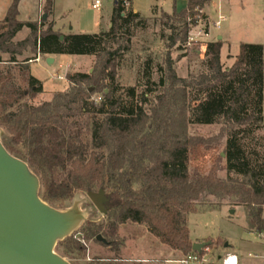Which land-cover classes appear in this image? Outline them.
<instances>
[{"label": "trees", "instance_id": "16d2710c", "mask_svg": "<svg viewBox=\"0 0 264 264\" xmlns=\"http://www.w3.org/2000/svg\"><path fill=\"white\" fill-rule=\"evenodd\" d=\"M20 1H12L0 22V126L10 138L3 143L38 175L44 200L62 202L78 192L106 191L108 222H87L81 228L84 239L102 235L105 245H114L108 239L116 236L120 225L132 222L145 225L160 243L186 256L195 252L187 217L198 212L206 194L235 199L245 207L249 226L264 231V155L250 159L240 138L245 127L264 126V45L242 42L233 65L226 68L223 41L205 42L206 69L188 77L178 76L175 61L168 56L160 82H150L162 90L147 108L145 94L135 100L136 89L129 87L130 100H126L118 94L117 82L118 63L131 39L128 26L145 21L144 16L118 0L108 31L65 35L48 21L54 0H45L47 18L41 22L20 21ZM210 2L189 0L182 11L163 12L177 17L170 28L182 34L172 37V45L186 42L191 27L207 18L196 8ZM24 27L30 34L15 42ZM28 48L43 55H94L96 63L92 72L68 73L67 91L29 104L24 99L40 92L42 83L28 73L26 64L20 68L28 73L29 87L23 88L14 67L19 64L16 55ZM3 53H9L10 59L4 61ZM94 95H101V100ZM221 122L231 126L225 168L241 178H219L216 166L208 174L194 176L188 126ZM14 146L21 152L16 153ZM206 241L212 244L197 252L200 256L220 242ZM64 249L81 253L86 248L69 237L57 245L63 256Z\"/></svg>", "mask_w": 264, "mask_h": 264}, {"label": "rangeland", "instance_id": "374dc122", "mask_svg": "<svg viewBox=\"0 0 264 264\" xmlns=\"http://www.w3.org/2000/svg\"><path fill=\"white\" fill-rule=\"evenodd\" d=\"M11 1L0 0V22L5 18ZM42 1L25 0L21 8V14L18 17L19 20L35 19L39 8L38 4ZM237 1L231 0V4L234 5L232 8L234 13L223 24L229 29L230 33V45L222 51V62L226 68L233 65L234 58L240 53L242 42L253 43L264 40L252 36L251 23L248 27L242 26L244 18L249 22V19L254 18V16L251 17L248 12L244 16L236 13ZM188 2L189 0H135V6L146 17H144L145 21L138 22L136 20L128 26L131 35L130 42L127 44L129 48L122 51V57H120L117 67V82L121 86L118 94H122L126 100H130L126 90L129 87H135V100H141V96L145 94L148 99L145 106L149 108L153 105L156 95L162 89L151 86L150 82H160L161 77L164 76L162 68L168 56L174 59L175 70L180 77L198 75L206 69L204 43L218 40L216 33H212L211 37L207 36L206 33H211V27L218 29L214 23L219 19V5L222 4V1L211 0L201 11L207 18H200L198 24L191 27L184 44L178 41L176 45H172V37H181L182 34L175 33L170 28L176 22L177 17L164 16L163 12H170L171 15L174 10L182 11L187 7ZM106 4L105 6L110 8L112 2ZM154 5H158V7L152 10ZM54 6L58 26L62 28L64 25L66 32L93 33L98 31L97 21L100 19L102 11L94 10L91 7V0H54ZM258 6L264 8V3H260ZM129 8L130 5L126 6L127 10ZM196 10L200 11V8H196ZM202 13L200 14L202 15ZM43 14L42 9L37 19L38 22H41ZM50 20L53 21L52 15L48 17V21ZM25 34V31L19 32L14 41L24 40L30 34V31L26 36ZM257 35H264V30L259 31ZM36 55L38 56V53L35 54L31 48H28L22 54L16 55L19 64L14 65L17 81L23 88L29 87L28 73H32L43 82L40 92L24 99L27 103L34 105L50 100L57 92L67 91L70 88V83L66 77L67 72H92L96 63L94 55H64L57 58L55 64H48L47 59L41 56L39 62H30V60L35 59ZM10 57L9 53L2 54L4 61L9 60ZM28 59L29 61L25 63ZM26 64L29 65L28 73L20 68L26 66ZM57 75H63L64 79H58ZM150 88L154 91H150ZM93 98L99 101L102 96L94 95ZM0 128L3 141L4 139L10 140L5 130L1 126ZM230 128V124L225 122L212 125L190 124L188 126V135L191 142H193L190 150L191 174L194 176L208 174L216 166V175L219 178L226 179L228 176L241 178L239 175L227 171L225 168L226 159L222 155V153H225ZM254 128L245 127L240 134L241 145L252 160L258 157L257 154L259 156L264 155V126ZM14 150L16 153L21 152L19 146H14ZM76 200L80 209L84 211L86 219L67 238L80 240L86 249L81 253L77 251L67 252L64 249V257L71 264H172L167 262L166 253V250L172 249L160 243L145 225L132 222L120 225L116 236L108 239L113 240L114 245H105L95 238L84 239L81 228L87 222L104 225L108 222L107 214L99 211L89 200L88 192L75 193L62 202L45 201L58 209L64 210L71 208ZM198 205V212L190 213L188 215L189 219L187 217L193 237L210 235V237L220 241L217 245L220 252L228 250L233 245L238 253L246 258L248 264H264V239L256 235L259 233L256 228L249 226L247 211L243 205L237 203L233 198H218L213 194H206ZM232 210H234L233 213ZM226 243L229 244L228 247H225ZM211 248H214V246H211ZM213 250V255L219 252ZM56 251L63 256L62 252L57 250V246ZM178 252L182 257L184 256L182 252ZM250 254H258V256L252 257ZM199 263L191 262L190 264Z\"/></svg>", "mask_w": 264, "mask_h": 264}, {"label": "water", "instance_id": "95a60500", "mask_svg": "<svg viewBox=\"0 0 264 264\" xmlns=\"http://www.w3.org/2000/svg\"><path fill=\"white\" fill-rule=\"evenodd\" d=\"M47 62L52 64L54 58ZM40 187L38 175L6 148L0 128V264H71L56 246L82 225L85 213L77 200L64 210L50 205L41 197ZM88 198L107 214L109 198L104 189L89 191ZM97 240L107 243L102 235ZM211 244L193 242L192 249L201 253Z\"/></svg>", "mask_w": 264, "mask_h": 264}, {"label": "crops", "instance_id": "0c3cea01", "mask_svg": "<svg viewBox=\"0 0 264 264\" xmlns=\"http://www.w3.org/2000/svg\"><path fill=\"white\" fill-rule=\"evenodd\" d=\"M12 1H11L10 5L12 4ZM24 1L25 0H21L20 1V4H19V16L21 14V8H22V5H23ZM221 1H222V4L219 5V12H220L219 13V19L217 20V21H220V24L218 26H216L218 29H214L213 27H211V33H209L208 36L211 37L212 33H216L217 39L220 37L221 40L223 41V47H222V51H223V49L226 48V46L230 45L229 29L226 26H224L223 24H224L225 21H228L232 17V14L234 13L232 8L234 7V5L231 4V0H221ZM44 3L45 2L43 0L42 3L38 4L39 8H38V12H37V17L35 19H33V20H31V19L30 20H20V21H23V22L33 21V22H36L38 17H39V15H40V13L42 12V9H43L42 7L44 6ZM260 3L261 4L264 3V0H259V1H257V0H249V1L248 0H238L237 4H236L237 5L236 13L242 14V16H244L245 13L248 12V14L251 17L254 16V18L252 17L251 19H249V22L246 21V19L244 18L243 22H242V26L248 27L250 25V23H251L250 28H252L251 29L252 32H253L252 36H254L255 38L264 39V35H257L259 31H263L264 30V8L258 6V4H260ZM10 5H9V7H10ZM9 7H8V9H9ZM155 7H158V5H154L152 7V10ZM130 8L135 13H139L141 16H143L142 13L139 11V9L135 6V0H131L130 1ZM8 9H7V11H8ZM100 11H102V13H101L100 19L97 21V26H98L99 29H98L97 32H93V33H99L101 31H108L111 28V26H112L111 19H112V14H113V3L111 4L110 8H108V6H105V8L103 10H100ZM53 13L54 14L52 15V19L54 21V27H53L54 30L62 32L65 35L73 33V32H66L64 25L62 26V28H60L58 26V22L55 19V6H54ZM167 13H170V12H167ZM6 14H7V12H6ZM220 16H223L224 18L220 19ZM144 17H146V16H144ZM24 31L26 33L25 34V36H26L28 34V32L30 31V29L28 27H24L19 32H24ZM19 32H18V34H19ZM253 43L264 45V40L263 41H261V40L255 41ZM222 51H221V57H222ZM64 55H67V54H51V55H43V54H41V56L45 57L46 59L49 58V57L54 58V62L52 64H55L57 58L62 57ZM60 66H61V64H60ZM67 74H68V72H67ZM30 75L34 76L32 73H30ZM34 77L37 78L36 76H34ZM37 79L39 81H41L39 78H37ZM41 83H43V82L41 81ZM263 217H264V212H263ZM188 219H189V216H188ZM188 227H189V221H188ZM191 234L192 233H191V229H190V237H191L193 242H203V241H206L207 239L215 240L214 238L210 237V235H198V236L193 237ZM256 235L258 237H260L261 239H264V231L263 232H259ZM213 246H214V248L209 247L208 249H206V250H208V252H206L204 254V256L206 257L205 258L206 260L204 262H200L199 264H223V262H222L223 258L229 253L235 254V255L238 256L239 264H248L247 261H246V258L243 257L242 255H240L233 245H231L230 248H228V250H224L222 252L219 251V247H217V245H213ZM228 246H229V244L226 243L225 247H228ZM212 249H214L213 251H216V252L219 251V252L217 254L213 255L212 254ZM166 253H167V262L168 263L170 262L172 264H175L174 261L182 259L184 257V256L182 257L177 250H173V249L172 250H166ZM257 256H258V254H254L252 257H257Z\"/></svg>", "mask_w": 264, "mask_h": 264}, {"label": "built area", "instance_id": "2783aa9c", "mask_svg": "<svg viewBox=\"0 0 264 264\" xmlns=\"http://www.w3.org/2000/svg\"><path fill=\"white\" fill-rule=\"evenodd\" d=\"M118 0H91V7L94 10L100 11L103 9V7L105 6V4L107 2H112L114 4V2H116ZM124 6H129L130 5V1L129 0H123ZM202 11V9H200V12ZM223 16H220V19H223ZM220 24V21L215 22V26H218ZM206 35L208 36V33H206ZM193 39V38H191ZM41 59V53H38V56L35 59L30 60V62H38ZM58 79H64L63 75H57ZM250 256H253L252 254H250ZM205 256H200L197 252H191L188 255L184 256L182 259L176 260L174 261L175 264H190L191 262H204ZM223 264H239V259L238 256L235 254H227L223 260H222Z\"/></svg>", "mask_w": 264, "mask_h": 264}]
</instances>
